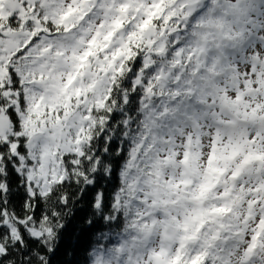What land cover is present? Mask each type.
Segmentation results:
<instances>
[{"label":"snow or ice","instance_id":"obj_1","mask_svg":"<svg viewBox=\"0 0 264 264\" xmlns=\"http://www.w3.org/2000/svg\"><path fill=\"white\" fill-rule=\"evenodd\" d=\"M0 264H264V0H0Z\"/></svg>","mask_w":264,"mask_h":264}]
</instances>
